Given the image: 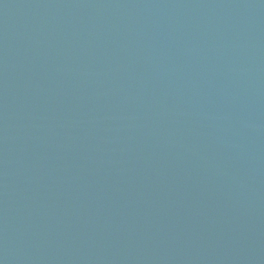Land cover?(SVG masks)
Returning <instances> with one entry per match:
<instances>
[{"label":"water","instance_id":"water-1","mask_svg":"<svg viewBox=\"0 0 264 264\" xmlns=\"http://www.w3.org/2000/svg\"><path fill=\"white\" fill-rule=\"evenodd\" d=\"M0 264H264V0H0Z\"/></svg>","mask_w":264,"mask_h":264}]
</instances>
